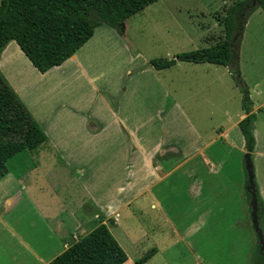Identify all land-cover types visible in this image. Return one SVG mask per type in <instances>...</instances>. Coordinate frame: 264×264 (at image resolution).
<instances>
[{
  "label": "crops",
  "instance_id": "obj_1",
  "mask_svg": "<svg viewBox=\"0 0 264 264\" xmlns=\"http://www.w3.org/2000/svg\"><path fill=\"white\" fill-rule=\"evenodd\" d=\"M103 28H97L93 37L61 66L44 74L38 72L17 43L11 41L0 56V72L41 129H52L50 140L63 156L58 162L49 159L48 162L53 163V167L60 163L85 168L84 165L95 152L115 148L121 151L124 158L123 183L131 184L133 188L124 191L123 186H120L114 192L112 202L95 201L100 206L95 209L85 201V195H81L83 200L75 204L73 185V196L69 199L72 198L74 204H70L68 200L64 203L67 208H61L52 216L54 218H50L44 216L41 205L29 207L21 197L12 195L18 190L27 191L30 182L44 185L41 181L49 175L47 170L52 166L45 171L49 163L42 162L37 168H28L21 177L8 173L0 179V264H48L89 234L99 224V217L123 250L126 251L121 239L136 248L141 247L137 250V258L126 252L127 261L124 264H136V260L152 250L154 254L144 264H250L249 256L257 239L244 193L247 175L242 171L240 158L236 159L246 153L245 141L239 128V123L246 114L241 110L236 118L231 117L227 95L205 96L201 99V107L197 106V117L202 118L204 127L205 122L218 116L217 122L202 128L203 137L208 131L214 136L204 140L197 133L195 140L187 137L188 130L192 132V129H163L164 120L166 119L165 123L171 120V113L178 105L175 91L161 85L163 82L159 79L142 80L149 85L155 83L148 101L147 117L143 114L134 116L133 111L127 112L123 105L127 102L128 90L123 89L125 93L122 94L120 92L126 80H133L131 77L127 79L128 75H132L135 64L130 54H127L125 63L119 64L113 79H104L102 73L91 71L93 61L103 53L109 51L117 54L125 50L114 31ZM212 40L207 39L204 48L214 45L215 42H210ZM93 46L96 47L95 51H92ZM238 62L250 94L255 92L259 95L261 91L258 88L264 83V11L260 8L249 16L245 24ZM178 63L185 62H177L176 65ZM195 65H201L206 73H213L207 76L211 85L219 84V71L213 68L218 65L206 62ZM221 67L233 81L228 69ZM136 80L135 78L133 81ZM54 81L58 82L56 86L53 85ZM75 84L86 86L84 89L89 94L85 93L83 97L68 99L69 101L66 97L61 99L59 89L64 90L68 85ZM207 85L208 83L206 87ZM87 87L89 90H86ZM221 87L224 89L222 83ZM233 88L236 90L235 84ZM129 91L137 93L136 87L129 88ZM208 98L209 101L216 102L211 104V110L206 108ZM250 99L253 103L252 114L255 116L264 109V99L258 105L253 102L252 94ZM172 101L173 105L170 107L158 103ZM150 120L158 129H150ZM95 128L129 130L133 140L132 153L129 154V143L120 141L101 145L93 142L89 135L86 136L85 130ZM63 129H67L68 134ZM144 129L154 132L158 138L164 135L166 141L172 142V147L176 145L177 149L165 148L175 151V156L169 153L168 158L164 157V154L158 153L160 149L156 145L146 144ZM258 129H264V118L259 120L255 117V146L252 153L255 181L264 202V132ZM79 153L82 157H79ZM158 156L167 159L159 162ZM233 156L235 161H231ZM205 171L207 174H204ZM81 172L82 170H72L68 177L80 180L85 175V172ZM178 172L183 181L179 182L178 191L155 189L158 184L166 181H169L167 186H170L172 174ZM69 190L70 185L64 194ZM142 198L149 199V208L156 210L148 227L142 223L141 225L139 221L133 225L127 223L130 217L141 216L142 210L133 205ZM11 213L12 216L8 217L7 214ZM158 218L163 222L158 223ZM114 229L121 238L116 237ZM221 246L226 247L222 258Z\"/></svg>",
  "mask_w": 264,
  "mask_h": 264
},
{
  "label": "rangeland",
  "instance_id": "obj_2",
  "mask_svg": "<svg viewBox=\"0 0 264 264\" xmlns=\"http://www.w3.org/2000/svg\"><path fill=\"white\" fill-rule=\"evenodd\" d=\"M239 1L242 0H159L145 8L140 13L127 19L122 24V36L118 35L114 30L113 32L111 28L103 25V29L108 28L116 37H119L121 40L120 43L125 47V50H120L121 52L119 51L120 53L117 54L109 51L103 53L97 57L95 61H93L94 66L91 68V71L96 74L102 73L104 79H113L116 76L119 64L125 63L127 54H130L133 63L135 64L134 68H132V75H128L127 79L131 77V79L134 80L136 78L137 80L135 82L133 80L132 82H127V80L125 81L120 94L125 93L123 89H127L128 98L126 99L127 102L123 105V108H126L125 110L127 112L133 111L135 113L134 116L143 114L147 117V113L149 111L148 104H150L148 101H150L149 97L152 94L151 89L153 90L155 88V83L153 82L152 85H149V83L143 82L142 80L159 79L163 82L161 85H165L167 88L170 87V89L175 91L174 96L178 105L173 109V113H171V120L166 123V119L164 120L162 124V126L164 125L163 129H181L183 131L186 129H192V132H189V130L187 132V137H189V139L190 137H193L196 140L198 133L200 138L208 140L214 135L210 134L208 131L207 135L203 137L202 128H207L210 126V123L217 122L218 116L215 115L212 117L211 120L205 122V125L203 124L204 127H202V118L200 119L197 117V106L199 105L201 107V99L205 96H221L224 94L229 97L228 108L230 116L236 118L242 110V99L237 88L236 90L233 88L234 82L226 76V73L221 66L213 67L219 71V84L211 85L208 82V77L213 75V73L211 71L206 73V69L201 65L178 63L175 67L169 70L159 72L154 70L149 65V62L154 59L169 60L173 59L180 53L199 51L200 49L206 47L205 41L209 38L213 39L210 42L216 43L223 36L221 20L224 17V8H227ZM112 38L114 39L113 36ZM97 45L98 44H95V46ZM95 48L96 47L93 46L92 51H95ZM54 82L55 83L53 85L56 86L58 82ZM206 83H208L207 87ZM221 83L223 84L224 89L221 87ZM134 86L136 87L135 92L137 93L132 94L131 91H129V88H135ZM84 87L86 86L80 87L78 84L68 85V87L64 90L59 89V96L61 99L62 97H66L67 100L79 99L83 97L85 93L89 94L85 91ZM180 89L182 93L180 92ZM86 90H89V88L87 87ZM258 91H261L259 95H256L255 92L251 93L255 105L261 104L264 99V83L258 88ZM231 96H233L234 99H232ZM158 103L163 105L167 104L169 107L173 105V101ZM215 103L216 102L209 101L208 98V102L206 103L207 110L213 109V105ZM255 117L259 118V120L263 119L264 109L259 111ZM150 124V129H158L155 124H152V120H150ZM63 130L64 133H67V129ZM258 130L264 132V129ZM43 131L49 138V141L40 149L38 148L39 150L37 149L33 152H27L19 155L20 157L18 156L19 158H17V161H20L18 164L21 165L23 163L25 169L28 167L30 169L34 166L37 168V166H39V164L41 165L42 162L49 163L44 169L45 171L52 166V168L47 170L49 175L41 181L44 185L30 182L27 191L18 190L15 192L16 194L13 192L12 196L18 195V197H21L25 201L24 204H27L29 207L41 205L43 207V212H45L44 216L51 218L52 216H55L61 208H67V205H64V203L68 202V200L70 201V204H74L72 202V198L69 199L70 196H73V185L75 186V204L79 203L80 200H83V196L81 197V195H85V201L91 206H94V208L96 206L98 208L100 207L95 204V201H98V203H106V200L108 202H112L114 199L113 194L115 191L119 190L118 188L120 186H123L124 191L129 189L131 190L133 188L130 186L131 184L123 183L124 158L121 156V151H117L115 148H104L95 152L94 155L91 156V160L84 165L85 168L74 165L65 166L60 163H57L53 167V163L48 162L49 159H54L58 162L63 156L61 152L59 153L58 150L55 149L50 140L52 138V129H43ZM85 131L86 136L89 135L93 142H98L101 145L120 141L122 143H129V154L132 153V134L127 129L95 128L86 129ZM143 133L144 142L146 144L151 143L154 144V146L156 145V147L160 149L158 150V153L161 152L164 154V157L167 158L169 153H172L175 156V151H168V149H165L168 147L171 148L173 145L172 142L166 141L163 138L164 135H161V137L158 138L154 132L150 133L149 129H144ZM172 148L177 149V146L175 145V147ZM245 154L243 156L240 155V157H237L236 159L240 158L242 162V171L245 175H247L244 159ZM79 155V157H82L80 153ZM174 156H172V158H174ZM158 157L160 158L157 159L159 162L167 159L163 156ZM231 161H235V156L231 158ZM153 162L154 166H156L155 161ZM72 170H82L81 173L83 174L85 172V175L80 180L76 176L78 180H74L68 177L69 172ZM204 174H207V172L205 171ZM118 179H121V181ZM179 182L183 183L180 179V172L172 174L170 178V186H167L169 181H166L158 184L155 189L178 191L180 189ZM69 185L70 190L64 194V192L69 188ZM60 200H62V203ZM61 205L63 207H61ZM19 207L20 205L18 208ZM133 207L140 208L142 210V214L141 216H136V218L130 217L127 223H132L133 225V223L139 221L140 224L142 223L148 227V225L152 222L154 213L156 212V210L149 208L150 200L147 198L138 199L134 203ZM12 213L7 214V216H12ZM31 214H28V216H31ZM122 220L123 218L121 221ZM158 220V223L163 222L160 218H158ZM106 224H108L107 221ZM113 233L117 235V238H121L117 230L114 229ZM226 234L227 233L224 235L226 236ZM121 242L126 249V251L124 250L125 253L127 252L130 256L137 258V250L141 247L136 248L127 244V242L122 239ZM225 252L226 247L223 248L221 246V258ZM140 259L136 260V262Z\"/></svg>",
  "mask_w": 264,
  "mask_h": 264
},
{
  "label": "trees",
  "instance_id": "obj_3",
  "mask_svg": "<svg viewBox=\"0 0 264 264\" xmlns=\"http://www.w3.org/2000/svg\"><path fill=\"white\" fill-rule=\"evenodd\" d=\"M159 0H0V56L14 41L41 74L61 66L83 47L100 26H107L122 36V24ZM264 0H242L224 8L221 20L223 36L201 51L177 54L173 59H154L149 65L156 71L169 69L177 62L209 63L223 66L239 90L246 117L239 123L246 154L252 163L255 146L252 101L238 62L239 45L249 16ZM47 136L0 72V179L8 173L25 174L19 155L36 151ZM19 156V157H18ZM19 165V166H18ZM253 165V164H252ZM253 172L257 217L264 237V202L259 195ZM245 194L249 203L251 196ZM249 208V212H250ZM112 222V221H111ZM98 225L85 237L68 247L48 264H124L127 255L99 217ZM145 254L136 264H143L154 253ZM251 264H264L256 244L249 256Z\"/></svg>",
  "mask_w": 264,
  "mask_h": 264
},
{
  "label": "water",
  "instance_id": "obj_4",
  "mask_svg": "<svg viewBox=\"0 0 264 264\" xmlns=\"http://www.w3.org/2000/svg\"><path fill=\"white\" fill-rule=\"evenodd\" d=\"M244 159H245V168H246L247 182H248L246 190L251 196L249 202V207L251 210L250 212L251 223H252L253 231L256 235L257 245L260 247V251L264 256V237L262 230L259 227L258 217H257V201L255 199V188L253 184V172H252L253 165L251 163V159L248 154H245Z\"/></svg>",
  "mask_w": 264,
  "mask_h": 264
}]
</instances>
